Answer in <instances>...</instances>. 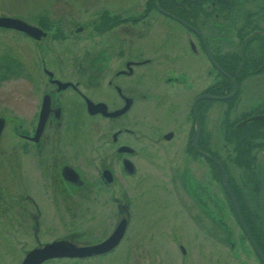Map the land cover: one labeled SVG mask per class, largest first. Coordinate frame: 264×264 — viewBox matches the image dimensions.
<instances>
[{"label":"flooded vegetation","instance_id":"1","mask_svg":"<svg viewBox=\"0 0 264 264\" xmlns=\"http://www.w3.org/2000/svg\"><path fill=\"white\" fill-rule=\"evenodd\" d=\"M48 1L29 16L0 14L36 28L0 27L28 44L21 58L0 55V81L33 84L0 104V264H12L11 236L21 240L19 264L56 241L71 255L41 264L111 258L131 232L134 182L146 175L144 164L171 166L178 153L179 187L199 214L223 227L232 264H251V255L264 264L212 159L225 167L264 259V173L256 161L264 142L255 141H264V122L251 121L264 111L231 118L245 86L264 75V0ZM203 169L206 179L215 173L224 205L213 192L202 194L209 188ZM123 226L116 247L80 255Z\"/></svg>","mask_w":264,"mask_h":264},{"label":"rangeland","instance_id":"2","mask_svg":"<svg viewBox=\"0 0 264 264\" xmlns=\"http://www.w3.org/2000/svg\"><path fill=\"white\" fill-rule=\"evenodd\" d=\"M47 1L0 0V14L27 16L29 12L35 10L34 6L40 7L49 2ZM74 1H82L87 4L91 0ZM122 1L124 0H117L118 3ZM27 46V42L24 43L19 37L0 32V55L11 52L13 56L21 58V54H23V50H27ZM29 52L32 53L31 50ZM206 66L207 61L203 56V68ZM28 80L16 78V80L6 83L0 81V104L4 105V100L8 96L26 94L30 90L29 86L33 85L32 81ZM204 81V85L207 86L209 80L205 76ZM252 86L249 89L248 85L245 86L243 94L235 100V107L237 108L232 114L233 120L238 117L241 118L245 111L251 113L264 111V75L252 77ZM259 103L262 106L258 107L257 104ZM225 108V106L222 108L223 115ZM215 110L216 107H213L211 113L215 114ZM217 112H220L219 108ZM255 131L257 132V130ZM5 138L9 139L8 133H5ZM255 141L264 142L260 138ZM256 142L254 146H256ZM173 146L177 147L176 145ZM256 154V161L263 168L261 171L259 166L260 171L264 173V154L261 151ZM180 155L179 153L175 154L176 160L170 161L171 166L165 164V160L162 161L161 159L153 165L144 164L148 170L146 175L142 179L140 178L138 182H134V207L132 210L135 216L131 222L129 237L122 242L121 247L111 258L100 262L89 261V263L84 264H232L230 258L227 257L229 248H226L224 238L221 236L225 237L223 227L217 226L218 223L215 221H210L206 213L201 212L200 215L194 206L193 198L190 199L179 187L183 164ZM207 171H209L208 168ZM199 173L202 174L203 182L206 181L209 187L208 190L203 187L202 194L204 197L207 196V193L210 196V192H213V197L224 205L225 198L222 188L217 183L215 173H213L212 179L205 178L206 170L204 171V169ZM229 223L235 231L234 238L238 239L241 231L234 222L232 224L230 220ZM18 227L19 224L17 223L9 225V228L13 230L12 232L14 230L18 232ZM208 232L214 233L217 238H212ZM13 234L16 236V233ZM27 235L28 231L24 235V239L26 242H31L30 234ZM19 240L16 237L12 238V236L9 240L12 264H19V259L22 258L20 251H18ZM181 246H183L185 253L181 252ZM248 258H250L251 264H258L252 255ZM1 264L3 263L1 262ZM53 264H71V262L57 261Z\"/></svg>","mask_w":264,"mask_h":264},{"label":"water","instance_id":"3","mask_svg":"<svg viewBox=\"0 0 264 264\" xmlns=\"http://www.w3.org/2000/svg\"><path fill=\"white\" fill-rule=\"evenodd\" d=\"M3 26L10 27V28H17V29H21L24 31L27 30L30 33L36 29L32 25H29L25 20L23 21L22 19L18 17H14V16L11 17V16H5V15L0 16V27H3ZM235 90L236 89H234L233 92H231V94L229 95L221 96V98L222 99L231 98L232 95L236 93ZM204 97L209 98L208 95H205ZM254 120L264 122V114L254 115L253 117H251V121H254ZM212 159L216 162V164L220 168L221 175L223 177L224 188L228 190V193L230 197L232 198L234 209H236L237 218L239 219L243 230H245L246 234L248 235V238L253 242L255 251H257L260 258H262V260L264 261L263 256L258 250L254 240H252V237L250 233L248 232V229H246L244 221L241 217L240 209L238 208L236 198H234V195L230 187H228V184H227L228 177L226 175L225 167L222 166L221 163L216 158L213 157ZM124 230H125L124 226L120 228V230L117 229L110 235V238H108L106 241H104L103 243L97 246H93L87 249L85 253H80V255L89 256L91 254H100V252L109 251L110 249L116 247V245L120 242L123 236ZM68 255H71L69 250L68 249L64 250L62 247V242L56 241L55 243L47 244L43 248H35V250L27 253L24 259L22 260V264H41L48 258H57V257L68 256Z\"/></svg>","mask_w":264,"mask_h":264},{"label":"trees","instance_id":"4","mask_svg":"<svg viewBox=\"0 0 264 264\" xmlns=\"http://www.w3.org/2000/svg\"><path fill=\"white\" fill-rule=\"evenodd\" d=\"M260 134V133H259ZM258 135V133L256 132V134H253V138H255V136ZM261 147L264 148V144H261Z\"/></svg>","mask_w":264,"mask_h":264}]
</instances>
